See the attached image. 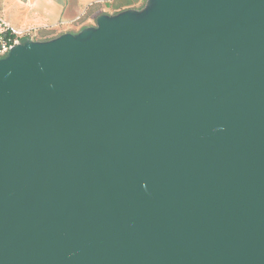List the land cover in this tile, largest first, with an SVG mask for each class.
<instances>
[{"label":"water","instance_id":"1","mask_svg":"<svg viewBox=\"0 0 264 264\" xmlns=\"http://www.w3.org/2000/svg\"><path fill=\"white\" fill-rule=\"evenodd\" d=\"M0 264H264V0H146L0 58Z\"/></svg>","mask_w":264,"mask_h":264},{"label":"crops","instance_id":"2","mask_svg":"<svg viewBox=\"0 0 264 264\" xmlns=\"http://www.w3.org/2000/svg\"><path fill=\"white\" fill-rule=\"evenodd\" d=\"M146 0H0V17L13 29L33 31L36 41L77 33L102 14L140 9Z\"/></svg>","mask_w":264,"mask_h":264},{"label":"built area","instance_id":"3","mask_svg":"<svg viewBox=\"0 0 264 264\" xmlns=\"http://www.w3.org/2000/svg\"><path fill=\"white\" fill-rule=\"evenodd\" d=\"M35 35L33 31H18L11 28L0 17V58L4 57L8 51L24 42L25 40H34Z\"/></svg>","mask_w":264,"mask_h":264}]
</instances>
